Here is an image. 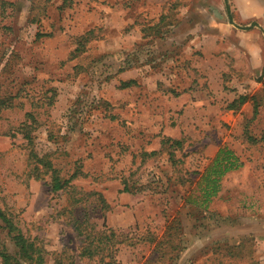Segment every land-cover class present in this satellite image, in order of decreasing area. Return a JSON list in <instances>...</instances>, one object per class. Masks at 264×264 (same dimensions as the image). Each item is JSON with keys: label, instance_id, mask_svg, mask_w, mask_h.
<instances>
[{"label": "rangeland", "instance_id": "1", "mask_svg": "<svg viewBox=\"0 0 264 264\" xmlns=\"http://www.w3.org/2000/svg\"><path fill=\"white\" fill-rule=\"evenodd\" d=\"M4 1L0 207L44 264H102L80 228L116 232L114 264H264V0ZM29 113L39 158L75 176L58 193L35 177ZM168 139L184 141L173 161ZM223 148L244 165L199 207Z\"/></svg>", "mask_w": 264, "mask_h": 264}, {"label": "trees", "instance_id": "2", "mask_svg": "<svg viewBox=\"0 0 264 264\" xmlns=\"http://www.w3.org/2000/svg\"><path fill=\"white\" fill-rule=\"evenodd\" d=\"M70 0H64V6L70 7L69 4ZM1 10L6 11V2L3 0ZM0 17L2 15L0 14ZM166 20V17L163 16L160 19V23H164ZM158 25L155 26H149L146 29L149 30H155ZM95 31L92 29L89 32H87L85 35L79 37L78 40V47L75 49V55L80 54L84 50V42L90 41V36ZM44 36V35H39ZM246 101V98H242L241 102ZM6 101H3L2 104H0V110L2 108H6ZM258 113V107L256 105L255 107V114ZM29 121H26L21 126V132L23 133V137L28 143L29 148L31 149V159H34L36 163V167L34 168V171L36 173L35 177L39 178L41 174L49 173L51 172L52 177V183H51V189L54 193H58L59 191L65 190L67 187H69L71 179L75 176H73L70 179L63 180V178L60 176V173L58 170L53 168V165L51 162L44 161L43 159L39 158L35 151V137L32 135L33 131V123L36 122V118L34 117L33 113H29L28 115ZM169 145L168 149L170 159L173 161L175 156L172 148L174 147H181L183 146V140H170L168 139L166 141ZM43 165V166H40ZM243 163L240 161V158L236 156V154L226 148L221 149L215 158L213 159L212 163L209 165V167L205 170L203 173L201 180H200V200H195L193 202L194 204L198 205L199 207H207V205L212 201L213 198H215L219 192H220V182L221 179L229 172L238 170L239 168L243 167ZM125 191L130 192L129 185L126 183L125 185ZM81 200V199H80ZM188 201L191 200L190 197L187 198ZM1 201V198H0ZM102 209L105 210L106 207H108L106 201L102 199ZM0 220L5 224V228L8 231V235L12 236L13 241L15 242V246L18 249V255H12L7 248H2L0 245V259L2 260V264H23V262H28L29 264H44L45 263V257L46 254H48L42 246H40L35 240H32L31 238L26 237L14 224L13 220L9 218V216L4 212V210L0 207ZM79 228H77L78 230ZM79 234H84V241H90L88 246L83 249L81 252V257L86 258H95L96 256L99 257V260L102 262V264H114L115 258L113 257L112 251L109 255L104 256L105 254H102V252L106 249V246L109 245L113 238L116 237L115 231L110 232H103L98 233L100 238H96V236H92L90 233L91 231H84L80 228ZM18 231V232H17ZM95 239H97V243H95ZM114 251V250H113ZM107 257V258H106Z\"/></svg>", "mask_w": 264, "mask_h": 264}]
</instances>
